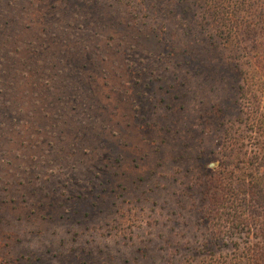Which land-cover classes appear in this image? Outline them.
I'll return each mask as SVG.
<instances>
[{
    "label": "rangeland",
    "instance_id": "obj_1",
    "mask_svg": "<svg viewBox=\"0 0 264 264\" xmlns=\"http://www.w3.org/2000/svg\"><path fill=\"white\" fill-rule=\"evenodd\" d=\"M204 3L0 0V264L220 253L201 200L237 93Z\"/></svg>",
    "mask_w": 264,
    "mask_h": 264
},
{
    "label": "trees",
    "instance_id": "obj_2",
    "mask_svg": "<svg viewBox=\"0 0 264 264\" xmlns=\"http://www.w3.org/2000/svg\"><path fill=\"white\" fill-rule=\"evenodd\" d=\"M204 6L206 24L223 51L232 52L224 65L235 73L238 109L234 121L220 124L222 157L201 200L211 240L204 246L221 250L209 264H264V0H205Z\"/></svg>",
    "mask_w": 264,
    "mask_h": 264
}]
</instances>
